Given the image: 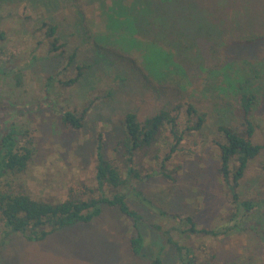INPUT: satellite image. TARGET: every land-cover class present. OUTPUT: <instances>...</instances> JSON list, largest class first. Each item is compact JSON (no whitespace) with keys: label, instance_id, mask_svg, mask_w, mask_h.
<instances>
[{"label":"rangeland","instance_id":"obj_1","mask_svg":"<svg viewBox=\"0 0 264 264\" xmlns=\"http://www.w3.org/2000/svg\"><path fill=\"white\" fill-rule=\"evenodd\" d=\"M152 1L0 0V135L12 125L18 145L32 151L23 172L0 180V192L50 202L98 197L99 140L104 158L127 176L122 144L127 112L144 121L170 110L183 133L173 153L168 126L133 156L139 177L124 192L142 218L137 230L145 256L130 252L132 219L104 205L91 222L41 240L10 234L0 240V264H151L159 248L163 264H177L174 248L155 226L170 230L200 264H264V241L250 229V218H231L233 191L218 171L214 143L221 140L220 125L241 130L242 92L264 94V0ZM44 22L57 27L58 45L64 44L57 51H51ZM172 56L181 68L171 65L164 75L162 65ZM79 72L76 82L66 84ZM188 103L205 115L200 131H185L195 121L187 116ZM177 105L183 106L174 111ZM65 112L84 113L82 126H66ZM251 113L256 142L262 144L259 102ZM234 192L239 200L263 201L251 217L264 230V150ZM174 215L192 218L197 229L235 230L220 239L181 235L187 226Z\"/></svg>","mask_w":264,"mask_h":264},{"label":"trees","instance_id":"obj_2","mask_svg":"<svg viewBox=\"0 0 264 264\" xmlns=\"http://www.w3.org/2000/svg\"><path fill=\"white\" fill-rule=\"evenodd\" d=\"M148 3L153 4V1L144 0L145 5ZM173 3L176 4L177 1L174 0ZM164 5L161 4L162 9L165 7ZM125 9L127 10L128 8ZM104 14L107 15V12ZM108 14L110 13L108 12ZM106 22L108 23L107 20ZM42 26L45 28L47 37L51 39V51H57L64 46V44L58 45L59 40L56 36L57 27L55 25L44 22ZM174 60L176 58L172 56L162 65L161 71H163L164 75L170 70L169 67L171 65L181 68ZM80 76L81 73L79 72L74 79L66 84L76 82ZM243 79L246 80L245 76H243ZM239 102L241 130H237L229 125H220L216 129L217 134L221 138V140H214L219 151L218 171L225 182L230 183L229 187L233 191L235 213H232L231 218L235 220L238 216L242 218L248 216L251 220L249 222L250 229L264 241V230L259 224L252 221L251 217V214L262 209L263 201L239 200L234 192L239 181L243 178L248 164L255 160L264 150V143L256 142V126L252 120L251 113L253 106L259 102L264 119V94L253 92V89L248 88L240 94ZM182 106L177 105L174 111H179ZM186 112L187 116L195 118V121L191 126L187 125L185 131H200L204 126V113H198L190 103L186 107ZM177 116V114L172 115L170 110H160L144 121H139L137 115L133 112H127L124 115L122 121L124 139L122 144L123 158L125 166L127 167L126 177L122 176L117 166L112 165L110 161L104 158L102 142L100 140L98 141L95 149V181L96 189L100 194L96 198L91 197L83 200L76 195L59 202H50L34 200L27 193L23 192H0V232L2 233L0 240L3 241L10 234H21L26 236L28 240H41L49 234L73 226L76 223L85 224L91 222L101 215L102 208L106 205L117 208L123 216L132 219L133 229L136 233L132 234L129 239L130 252L133 256H145V240L137 230V223L142 218L128 204L124 189L128 187V182L131 179H137L139 177L133 166L135 151L139 148L151 146L161 131L165 130L168 126L174 139V143L170 146L169 152L173 153L175 151L182 141L183 136V133L178 132L177 129ZM83 117L84 113L77 116L75 113L65 112L62 115V121L66 126L70 125L78 129L82 126ZM17 134V129L9 125L8 130L0 135V180H3L8 174L23 172L31 159V149L18 145L15 139ZM105 189L110 190L111 196L108 197L105 195ZM172 218L180 222L184 227L187 226L186 229L179 231L181 235L191 233L220 239L225 236H230L235 230L234 226H225L219 230L197 229L195 222L190 217L181 218L178 215H174ZM154 229L164 238L166 244L174 248L177 264H200L198 257L190 247L181 245L172 239L170 230L163 231L158 226H155ZM151 256V264H163L160 248Z\"/></svg>","mask_w":264,"mask_h":264}]
</instances>
